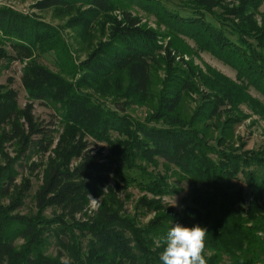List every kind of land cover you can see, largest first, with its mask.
<instances>
[{
    "label": "trees",
    "instance_id": "obj_1",
    "mask_svg": "<svg viewBox=\"0 0 264 264\" xmlns=\"http://www.w3.org/2000/svg\"><path fill=\"white\" fill-rule=\"evenodd\" d=\"M68 1L39 0L35 6L58 8ZM81 1L101 12L114 6L113 0ZM197 1L206 12L220 2ZM263 3L264 0H240L230 14L241 26H253L256 10ZM120 12L110 27L111 42L91 51L81 66L92 70L102 54H109V62L115 69L127 70L136 92L145 94L155 61L157 34L142 26L141 19L129 9ZM193 14L180 18L186 22L198 20ZM42 25L32 15L0 6V30L6 38L13 39L10 41L13 48L30 50L27 43L37 37ZM211 31L224 47L234 50V44L244 47V43L232 41L223 31L214 28ZM8 54L0 45V60L10 57ZM252 55L255 57L256 52ZM256 60L264 72V61L261 57ZM24 78L28 98L52 100L63 130L55 141L51 130L38 122L33 103L20 105L18 91L0 83V196L10 199L8 203L0 199V264H162L159 256L166 246L164 238L178 221L186 227L199 224L207 229L203 253L207 264H264V151L245 152L244 144L235 148L229 143V135L219 139L225 147L217 150L204 142L197 133L200 130L186 128L191 124L180 116L178 104L187 85L164 87L156 116L166 127L138 122L135 130H131L126 126L132 122L128 117L104 108L84 91L82 87L89 86L86 83L75 85L60 80L42 66L28 67ZM214 98L213 110L217 112L224 101L221 97ZM118 108L125 110L123 105ZM112 130L126 131L132 140L118 138L110 133ZM86 134L105 141L108 155L101 149L93 155L87 152ZM8 141L18 146L15 156L5 150ZM30 149L43 155L49 153L45 163L29 165L31 170L34 165L43 168V181L34 196L36 211L12 213L24 204L30 188L28 181L25 187L16 182V165ZM209 153H215L218 159H212ZM76 157L80 162L74 167L72 160ZM133 158L155 165L161 159L166 172L143 170L141 165L135 166ZM173 165L193 186L190 202L176 215L162 201L164 194L175 192L168 176ZM139 170L141 178L133 173ZM115 178L122 182L115 180L117 188L138 184L142 190L154 194V198L142 195L135 204L136 214L139 208L155 212L146 224H140L135 213L122 208L123 201L109 185ZM89 194L103 196L102 204L89 220L79 221L75 214L84 209ZM53 206L61 212L47 215L46 210ZM53 236L59 245L56 254L47 252ZM19 238L23 242H18Z\"/></svg>",
    "mask_w": 264,
    "mask_h": 264
},
{
    "label": "rangeland",
    "instance_id": "obj_2",
    "mask_svg": "<svg viewBox=\"0 0 264 264\" xmlns=\"http://www.w3.org/2000/svg\"><path fill=\"white\" fill-rule=\"evenodd\" d=\"M38 1L0 0V6L32 15L43 23L37 37L34 36L33 41L27 43L30 48L28 51L13 48L10 44L13 39L6 38L0 30V36L4 37L0 45H3L10 55L0 60V83L18 91L20 105L23 106L29 101L33 103L38 122L51 130L55 141L63 130L59 115L50 98L33 101L28 98L24 72L30 66H42L68 83H86L89 86L82 87L84 91L95 97L104 108H111L128 117L132 122L126 126L131 130H135L138 122L166 127L156 116L163 89L169 84H185L187 89L183 90L178 112L186 123L191 124L186 128L195 127L200 130L197 133L205 140L203 141L217 150L225 147L220 144L219 139L229 135V143L235 148H242L244 144L245 152L264 151V72L258 63L259 60H256L261 57L264 61V3L256 10V23L253 26H241L230 14L231 8L238 5L240 0H220L209 12H206L197 0H113V8L103 12L81 0H70L58 8L44 9L35 6ZM123 8L137 15L142 21V26L153 29L157 34L155 61L145 94L136 92L135 82L127 70L115 69L109 62V54H102L100 62L92 70H85L81 66V62L91 51L99 45L111 42L110 27L115 17L121 15L120 10ZM183 14H193L194 19L198 20L186 22L180 18ZM203 19L208 22L207 27V22L203 24ZM213 28L223 31L234 42L244 43L243 48L247 49L244 50L242 46L235 44L236 50L224 47L213 36ZM254 52L256 58L252 55ZM105 53H108V50ZM214 97H221L224 101L217 108V112L213 110L214 102L211 99H216ZM120 105L125 106V110L118 108ZM110 133L127 141L132 140L126 131L118 133L117 130H112ZM84 137L88 143L86 151L92 155L99 149L106 156L110 152L105 141L90 134ZM5 147L10 155H16V143L8 141ZM26 153L16 165V182L25 187L28 181L30 188L26 192L24 204L12 213L29 214L36 211L34 196L43 181V168L34 165L31 170L29 165L34 162L45 163L49 155H43L34 149ZM208 155L214 160L218 159L215 153ZM134 159L132 162L135 161V166L141 165L143 170L166 172L161 159L158 165ZM79 162L80 158L76 157L72 160V165L75 167ZM140 170L133 172L135 176L139 175V178L143 176ZM182 173L178 167L171 166L168 176L175 192L162 196L163 204L173 209L172 215H176L190 202L193 186ZM115 180L121 182L115 178L109 185L115 188L123 201L122 208L126 209L127 213L136 212L135 204L142 195L155 197L153 193L142 190L138 184L117 188ZM240 184L249 192V187L244 181ZM107 189L108 186L105 191ZM92 198L97 201L93 203ZM0 199L5 203L10 201L6 195H1ZM246 199H250V194L247 193ZM102 200L103 196L89 194L84 209L75 214L76 219L89 220L100 208ZM138 211L135 214L140 224H146L155 215V212L143 208ZM60 212L61 209L57 206L46 210L49 216ZM17 241L21 243L23 239L19 238ZM58 249L56 237L53 236L47 252L56 254Z\"/></svg>",
    "mask_w": 264,
    "mask_h": 264
},
{
    "label": "clouds",
    "instance_id": "obj_3",
    "mask_svg": "<svg viewBox=\"0 0 264 264\" xmlns=\"http://www.w3.org/2000/svg\"><path fill=\"white\" fill-rule=\"evenodd\" d=\"M93 203L97 200L92 198ZM207 229L196 224L171 226L164 238L166 245L160 253L162 264H207L204 256Z\"/></svg>",
    "mask_w": 264,
    "mask_h": 264
}]
</instances>
